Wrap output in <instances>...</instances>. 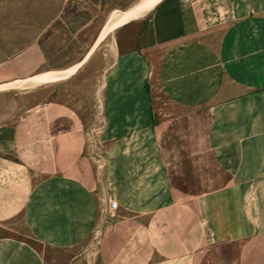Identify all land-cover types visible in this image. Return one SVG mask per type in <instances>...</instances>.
Instances as JSON below:
<instances>
[{
  "label": "crops",
  "instance_id": "0c3cea01",
  "mask_svg": "<svg viewBox=\"0 0 264 264\" xmlns=\"http://www.w3.org/2000/svg\"><path fill=\"white\" fill-rule=\"evenodd\" d=\"M60 1L0 0V264H264V0ZM82 2L104 24L63 67L45 45Z\"/></svg>",
  "mask_w": 264,
  "mask_h": 264
},
{
  "label": "rangeland",
  "instance_id": "374dc122",
  "mask_svg": "<svg viewBox=\"0 0 264 264\" xmlns=\"http://www.w3.org/2000/svg\"><path fill=\"white\" fill-rule=\"evenodd\" d=\"M61 5L62 2L60 0H48L46 14L48 21L59 15L56 10L60 9ZM85 8V2L70 3V5L67 6V14L65 17L71 24V27L58 30L61 36L64 37V44L60 46L54 44V41H52L45 45L52 62L60 64L63 67L69 66L79 61V59L91 49L102 29L106 13L99 12L94 6H91L88 10H85ZM86 25H88V27H84ZM106 41L108 42V39ZM103 44L104 43H100L98 45L94 53L95 55L86 63L83 72V78L87 81L85 88V98H88L86 102V112H88V120L92 121V123L87 126L89 152L95 158L96 166L100 170L103 164L101 139L105 125L101 94L102 80L104 77L102 58V53L104 52ZM60 47H62V51L58 52ZM108 50L109 47H107V51ZM92 85H94L93 101H91ZM51 90L52 88L50 87L42 93H48ZM15 228L18 231V234L15 235L32 242L24 227L22 219H18V224L15 225Z\"/></svg>",
  "mask_w": 264,
  "mask_h": 264
},
{
  "label": "bare ground",
  "instance_id": "6f19581e",
  "mask_svg": "<svg viewBox=\"0 0 264 264\" xmlns=\"http://www.w3.org/2000/svg\"><path fill=\"white\" fill-rule=\"evenodd\" d=\"M115 16H117V14L115 15ZM127 16V15H126ZM129 16V15H128ZM116 18V17H115ZM76 69V68H75ZM75 69L74 70H71V71H68V72H65V73H54L53 72V74H51V75H48V76H46L45 78H43V79H39V80H37L36 81V83L37 82H41V81H56V80H61V78H65V77H67V76H69V75H71L74 71H75ZM51 73V72H50ZM47 74H49V73H47ZM37 79V78H36ZM66 79V78H65ZM34 82H35V80H34ZM26 83V82H25ZM24 83V84H25ZM22 84V83H21ZM27 85V84H26ZM40 85H42V84H40ZM28 89V88H27Z\"/></svg>",
  "mask_w": 264,
  "mask_h": 264
},
{
  "label": "built area",
  "instance_id": "2783aa9c",
  "mask_svg": "<svg viewBox=\"0 0 264 264\" xmlns=\"http://www.w3.org/2000/svg\"><path fill=\"white\" fill-rule=\"evenodd\" d=\"M110 206H111L112 209H116V208H117V202L114 201V200H112V201L110 202Z\"/></svg>",
  "mask_w": 264,
  "mask_h": 264
}]
</instances>
